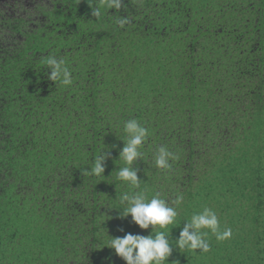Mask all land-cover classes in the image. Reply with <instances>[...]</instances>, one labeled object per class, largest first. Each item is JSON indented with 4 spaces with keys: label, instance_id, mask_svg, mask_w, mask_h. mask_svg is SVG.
Listing matches in <instances>:
<instances>
[{
    "label": "trees",
    "instance_id": "trees-1",
    "mask_svg": "<svg viewBox=\"0 0 264 264\" xmlns=\"http://www.w3.org/2000/svg\"><path fill=\"white\" fill-rule=\"evenodd\" d=\"M67 1L0 56V264H123L105 244L151 232L120 216L125 192L176 208L164 264H264V0H102L99 17ZM49 55L71 86L48 79ZM133 118L148 130L137 189L116 179ZM205 207L231 238L204 229L207 252L177 248Z\"/></svg>",
    "mask_w": 264,
    "mask_h": 264
},
{
    "label": "clouds",
    "instance_id": "clouds-1",
    "mask_svg": "<svg viewBox=\"0 0 264 264\" xmlns=\"http://www.w3.org/2000/svg\"><path fill=\"white\" fill-rule=\"evenodd\" d=\"M108 9H119L122 6V0H103ZM93 15L99 17V7L94 8ZM127 19H122L118 23L123 26ZM44 64L50 69L48 79L54 83L59 82L65 87L71 86L73 77L69 71L66 62L63 59H57L53 55L46 57ZM123 131L126 139L123 140V147L119 152V158L123 161L124 166L117 170L116 179L125 182L131 189L139 188L140 178L138 168L133 167L134 162L140 160L143 147L148 138V130L135 118L123 122ZM108 153L97 156L94 164L90 169L85 171L94 176H101L105 172V161ZM177 159L166 145H160L156 148L154 155L155 166L158 169L170 170V160ZM183 195L178 194L174 200L175 205L183 202ZM120 204L123 205V215L127 218L131 216V222L138 225L141 229H149L151 232L155 226H159L165 231H158L153 236L150 232L148 235L133 234L126 232L123 236L112 237L105 245L114 249L116 255L122 258L126 264H164V261L170 257L173 247L168 239L167 228L176 221L178 215L176 208L169 206L167 201L157 192L151 198L142 192L123 193L120 198ZM210 230L218 241L229 239L232 236V230L225 228L221 231L220 223L216 213L205 207L201 212L195 213L190 220H186L180 230L179 236L175 239L176 247L179 249H188L195 251L207 252L210 245L206 239Z\"/></svg>",
    "mask_w": 264,
    "mask_h": 264
},
{
    "label": "rangeland",
    "instance_id": "rangeland-1",
    "mask_svg": "<svg viewBox=\"0 0 264 264\" xmlns=\"http://www.w3.org/2000/svg\"><path fill=\"white\" fill-rule=\"evenodd\" d=\"M64 1V0H63ZM62 0H0V56L26 39L27 33L45 20L43 11H52L63 4ZM102 0H68L74 6L88 9L102 7ZM107 7L104 6V9ZM16 26L19 28L16 29ZM79 68H81L78 65ZM233 125V124H232ZM139 228V227H138ZM137 228V229H138ZM136 229V230H137ZM141 233V232H140ZM139 233V234H140ZM1 254V249H0ZM123 264L126 262L122 259Z\"/></svg>",
    "mask_w": 264,
    "mask_h": 264
}]
</instances>
